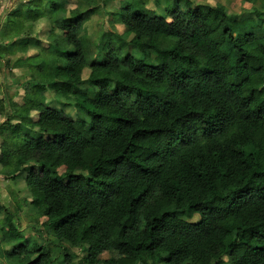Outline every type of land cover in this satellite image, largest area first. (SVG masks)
Segmentation results:
<instances>
[{
    "label": "trees",
    "instance_id": "trees-1",
    "mask_svg": "<svg viewBox=\"0 0 264 264\" xmlns=\"http://www.w3.org/2000/svg\"><path fill=\"white\" fill-rule=\"evenodd\" d=\"M147 1L120 2L111 21L123 31L106 34L97 58L80 29L98 7L51 20L52 50L19 113L21 124L37 113L23 125L40 136L1 126V173H25L41 227L84 247L77 264H264V12L234 19L221 4L168 0L159 16ZM45 3L56 15L65 0L20 3L13 36L51 19ZM47 91L85 118L48 106ZM4 212L0 245L19 239ZM0 258L53 262L28 240Z\"/></svg>",
    "mask_w": 264,
    "mask_h": 264
},
{
    "label": "rangeland",
    "instance_id": "rangeland-1",
    "mask_svg": "<svg viewBox=\"0 0 264 264\" xmlns=\"http://www.w3.org/2000/svg\"><path fill=\"white\" fill-rule=\"evenodd\" d=\"M29 0H0V127H12L20 125L21 130L36 138L40 135L30 131L27 124L37 118V113L30 112L27 116L23 115V122L20 123V108L24 104L25 95L31 93L32 87L37 79L40 69V60H48V55L52 50L49 44V31L51 20H57L63 16H68L72 10L85 11L88 7H98L96 13L88 20L81 23L80 32L87 35L91 41L92 57L97 58L103 38L108 32L121 34L123 28L115 25L111 21L113 14L122 0H65L64 8L56 15H50L48 3L44 4V10L51 19L44 17L38 21L24 24L21 33L13 36L12 31L6 26L9 14L21 3ZM189 2L192 8L199 6L213 7L216 4L224 6L228 15L234 19L242 16L253 17L254 11L264 12L262 3L256 1L252 4L243 3L242 0H183ZM168 0H148L146 9L154 11L159 16L164 15V8ZM9 32V33H7ZM27 39L30 40L27 42ZM11 43L15 45L10 46ZM70 52L71 49H68ZM134 55L141 57L138 53ZM39 66V67H38ZM89 71H82L81 80H85ZM45 103L48 106L62 110L72 120L85 118V115L73 107L71 101L64 100L51 91L43 94ZM4 124V125H3ZM3 136L9 135V130L0 129ZM3 141L0 137V146ZM37 169V167H35ZM25 173H19L14 179H8L1 173L0 167V223L7 216L4 209L9 212L12 222L19 230V239L15 243L1 244V249L10 251L19 244L26 241H35L38 246H42L49 252L53 260L52 264H77L85 256V249L71 247L65 243L55 241L47 230L41 227L43 219L37 218L30 204L31 197L26 190L22 178ZM197 216H193L190 222H197ZM70 256L69 263L65 256ZM114 254H105L103 258H115ZM12 262V261H11ZM10 261L0 258V264H10ZM185 264H189L188 262ZM222 264H227L226 259H222Z\"/></svg>",
    "mask_w": 264,
    "mask_h": 264
}]
</instances>
